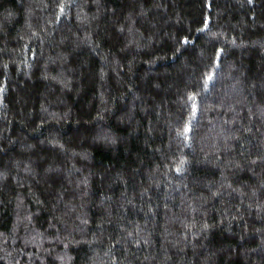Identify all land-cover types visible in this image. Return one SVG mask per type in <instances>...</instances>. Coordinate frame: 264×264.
Masks as SVG:
<instances>
[{"label": "trees", "instance_id": "1", "mask_svg": "<svg viewBox=\"0 0 264 264\" xmlns=\"http://www.w3.org/2000/svg\"><path fill=\"white\" fill-rule=\"evenodd\" d=\"M0 264H264V0H0Z\"/></svg>", "mask_w": 264, "mask_h": 264}]
</instances>
